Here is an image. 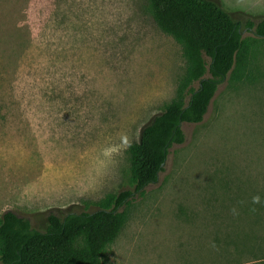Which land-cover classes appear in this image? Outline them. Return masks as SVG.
I'll return each mask as SVG.
<instances>
[{
    "label": "rangeland",
    "instance_id": "374dc122",
    "mask_svg": "<svg viewBox=\"0 0 264 264\" xmlns=\"http://www.w3.org/2000/svg\"><path fill=\"white\" fill-rule=\"evenodd\" d=\"M213 1L245 38L264 19V0ZM255 50L256 80L221 83L203 120L182 124L158 180L136 190L128 146L174 97L181 45L146 0H0V216L45 230L50 214L130 190V219L103 264H258L264 37Z\"/></svg>",
    "mask_w": 264,
    "mask_h": 264
},
{
    "label": "trees",
    "instance_id": "16d2710c",
    "mask_svg": "<svg viewBox=\"0 0 264 264\" xmlns=\"http://www.w3.org/2000/svg\"><path fill=\"white\" fill-rule=\"evenodd\" d=\"M158 27L182 47L185 68L174 97L128 146L129 170L136 190L155 183L173 144L185 141L184 122L199 123L221 83L253 82L260 70L255 40L264 37V19L247 27L213 0H146ZM130 190L111 193L94 211L50 214L45 230L12 210L0 216L3 264H103V256L130 219L123 207ZM258 264H264V256Z\"/></svg>",
    "mask_w": 264,
    "mask_h": 264
},
{
    "label": "clouds",
    "instance_id": "9594fccd",
    "mask_svg": "<svg viewBox=\"0 0 264 264\" xmlns=\"http://www.w3.org/2000/svg\"><path fill=\"white\" fill-rule=\"evenodd\" d=\"M252 202H253V204H259L261 202L260 201V197L259 196H254L252 198ZM232 211H233V214H238L235 208ZM252 211H255V209H252Z\"/></svg>",
    "mask_w": 264,
    "mask_h": 264
}]
</instances>
